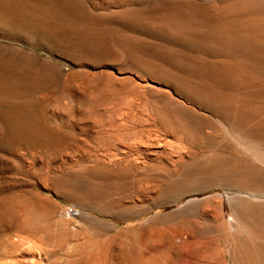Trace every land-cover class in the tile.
<instances>
[{"label": "rangeland", "instance_id": "1", "mask_svg": "<svg viewBox=\"0 0 264 264\" xmlns=\"http://www.w3.org/2000/svg\"><path fill=\"white\" fill-rule=\"evenodd\" d=\"M142 3L0 0V264H230L216 235L181 229L172 214L196 200L233 229L226 199L200 203L226 198L223 187L175 203L156 197L175 170L170 158L197 146L162 117L168 88L130 56L144 51L133 37L120 46L147 37L119 16Z\"/></svg>", "mask_w": 264, "mask_h": 264}, {"label": "bare ground", "instance_id": "2", "mask_svg": "<svg viewBox=\"0 0 264 264\" xmlns=\"http://www.w3.org/2000/svg\"><path fill=\"white\" fill-rule=\"evenodd\" d=\"M142 6L119 16L147 37L129 35L123 44L133 37L129 43L144 51V57L130 56L141 73L168 88L162 117L175 134L197 146L195 154L185 150L190 157L180 163L170 158L175 170L163 189L155 187L156 197L175 203L187 194L223 187L226 198L200 203L217 198L209 203L213 209L226 199L236 220L232 230L221 213L212 217L209 210L191 207L196 200L173 211L180 212L179 228L216 235L229 248L230 264H264V0H143ZM187 116L211 122V131L186 124ZM176 230L172 233L179 236Z\"/></svg>", "mask_w": 264, "mask_h": 264}, {"label": "built area", "instance_id": "3", "mask_svg": "<svg viewBox=\"0 0 264 264\" xmlns=\"http://www.w3.org/2000/svg\"><path fill=\"white\" fill-rule=\"evenodd\" d=\"M69 211H70V209H69Z\"/></svg>", "mask_w": 264, "mask_h": 264}]
</instances>
